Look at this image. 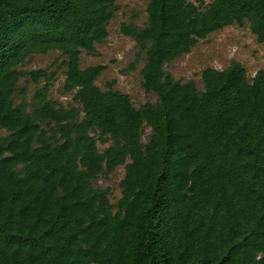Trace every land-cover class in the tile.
Returning <instances> with one entry per match:
<instances>
[{
    "label": "trees",
    "instance_id": "1",
    "mask_svg": "<svg viewBox=\"0 0 264 264\" xmlns=\"http://www.w3.org/2000/svg\"><path fill=\"white\" fill-rule=\"evenodd\" d=\"M196 1L147 0L142 26L121 23L158 95L136 108L96 85L102 65L80 67L116 0H0V264H264V68L207 67L202 89L164 69L234 23L264 44V0ZM50 50L67 106L47 98L54 72L17 69ZM27 74L45 84L16 103ZM119 165L112 203L94 181Z\"/></svg>",
    "mask_w": 264,
    "mask_h": 264
},
{
    "label": "rangeland",
    "instance_id": "2",
    "mask_svg": "<svg viewBox=\"0 0 264 264\" xmlns=\"http://www.w3.org/2000/svg\"><path fill=\"white\" fill-rule=\"evenodd\" d=\"M192 1L198 4L196 0ZM211 1L203 0L201 7L205 8ZM116 4L117 11L108 24L106 39L95 45L94 53L81 51L80 67L102 65L103 69L95 81L96 85L103 90L111 85L121 93L127 94L134 107L138 108L145 102H156L158 95L142 87L140 70L145 63L144 54L138 52L132 38L120 31V25L124 22L142 26L146 20L147 0H116ZM233 61L244 66L248 80L256 71L264 68V44L257 42L246 21L241 25L234 23L210 33L200 39L188 53L166 64L164 69L174 79L182 82L193 80L197 88L202 89L201 72L205 68L224 69ZM66 68V55L58 50L32 54L17 67L25 73L34 70H43L47 74L54 72L47 98L67 106L72 102L73 92L64 93L62 90ZM44 84L43 77L35 82L28 74L22 76L20 86H24L25 93L16 94L14 101H30ZM2 132L6 133L4 130ZM149 133L150 129L145 126L143 141L147 140ZM107 144L97 141L99 150ZM123 174L124 167L119 165L110 173L100 174L94 185L108 187L110 201L115 203L121 195L120 182Z\"/></svg>",
    "mask_w": 264,
    "mask_h": 264
}]
</instances>
